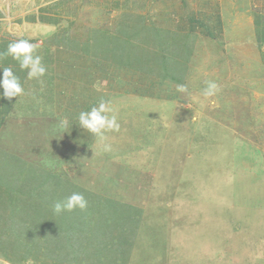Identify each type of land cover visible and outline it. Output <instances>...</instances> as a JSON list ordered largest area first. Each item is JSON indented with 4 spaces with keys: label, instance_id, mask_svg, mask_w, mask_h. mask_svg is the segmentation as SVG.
Instances as JSON below:
<instances>
[{
    "label": "rangeland",
    "instance_id": "374dc122",
    "mask_svg": "<svg viewBox=\"0 0 264 264\" xmlns=\"http://www.w3.org/2000/svg\"><path fill=\"white\" fill-rule=\"evenodd\" d=\"M148 2L0 0V40L6 34V38L22 36V28L37 33L39 28H49V32L58 28L46 38L52 46L64 49L71 43L63 42L65 36L75 39L74 35H86L79 44L85 47L92 42V57L101 62L117 61L125 57L126 51L132 53L130 34L119 28H162L147 19ZM162 33H156L159 43L171 42L172 48L166 50L172 51L171 60L179 61L185 55L179 44L192 42L191 38L180 32ZM12 36L10 39H14ZM6 49L0 45V52ZM160 49L164 54L163 47ZM229 56L225 50L219 55L221 60L230 58L228 66L221 61L211 67L221 69V77L215 80L220 91L214 97H204L202 105V98L191 97L193 101L189 103L183 99L173 105H157L155 115L136 113L131 107L126 115H120V131L107 135L122 141L134 137L131 144L111 143L112 151L104 152L98 143L84 155H72L71 148L74 161L59 165L53 161L50 168V159L65 152L59 135L63 134L62 127L54 125L51 130L37 127L36 135L46 136L45 146L37 145L43 146L45 152L34 151L30 145L31 149L23 150L22 156L27 155L31 161H20L22 167L12 152L13 161L5 166L8 160L1 153L0 264H164L169 256L173 264H187L210 253L213 264L229 261L230 246L235 244L232 237L243 228V222L237 221L240 207L255 202L264 205V171L260 175L253 169L264 163V155L258 150L264 141L257 137L261 131L264 136V125L254 126L255 120L264 122V71H259L252 60L237 65ZM0 61L11 65L27 87L22 96L28 101L22 110H17L22 121L40 100L34 94L39 92L45 97L41 86L50 88L49 61L43 60L47 70L41 78L43 84L28 79L27 71H22L11 56ZM246 101H252L247 107L253 111L248 118L253 125L248 129L252 138L248 150L242 141L232 138L233 131L243 137L244 125L238 123L244 115L238 111ZM16 104L19 109L20 100ZM0 108L9 109L4 105ZM17 111L9 114L7 124L16 121ZM51 113L45 116L55 119ZM228 113L235 115L236 122L231 124H237L230 131L228 123L223 122ZM133 114H137L136 118ZM176 115L179 122L173 125L171 119ZM220 121L225 125L221 126ZM28 144L25 141L21 148L26 149ZM249 163L252 173L244 170ZM7 173L9 178L5 177ZM73 192L85 196L88 208L57 215L53 205ZM188 250L200 256H182ZM211 259L206 257L202 264H209Z\"/></svg>",
    "mask_w": 264,
    "mask_h": 264
},
{
    "label": "crops",
    "instance_id": "0c3cea01",
    "mask_svg": "<svg viewBox=\"0 0 264 264\" xmlns=\"http://www.w3.org/2000/svg\"><path fill=\"white\" fill-rule=\"evenodd\" d=\"M147 1H149V6L146 9L147 19L151 18L156 26L162 28H143L142 31H140V28H136L137 30L134 28H119L123 33L130 34L128 45L132 49V53L126 51L125 57L117 61L114 59L106 61L104 59L101 62L99 59L92 57L91 53L94 51L91 50L92 42L85 47L79 44L85 41L86 35H74L75 39L70 38L71 43L67 46L68 40L67 42L63 41L66 43L64 49L52 46L46 38L53 35L58 28H52L51 32H49V28H39L38 33L33 30L32 32L31 28H22V36L14 37L11 35L14 39H10L11 36L8 39L6 34V37L0 40V45L3 44L7 47L9 43L15 40L33 37L31 42L39 44L36 54L41 56L42 63L43 60L49 61L48 75L51 73V78H49L50 88H46V84L40 88V91L45 89V97H42V93L39 92L34 94L36 97L39 96L41 101L39 100L38 103H35V106H31L30 114L24 116L22 121L18 118L17 110H22L23 103L28 101L27 97H14L11 101L0 99V106L4 105L9 108L7 111H2L0 108V147L5 146L3 149L0 148V154H3V159L8 160L5 166L12 160L10 152L19 157L16 160L14 157V160L17 161L20 167H22L20 161H31V158L27 155L22 156L23 150L31 149L30 145H33L34 151L40 150L44 154L45 148L37 145L42 144L45 146L46 136L41 135V137H38L36 135L38 132L37 127L42 130H51L54 125L62 127L63 134L59 135L61 140L63 138L62 144L65 149H61L65 152L62 154L61 152L57 153L59 157L55 160L50 159V163L47 165L50 168L53 161H56L57 165L65 161H74L69 151L71 148L72 155H80V153L84 155L87 151L92 152L97 147L98 141L79 127L78 114L80 111L90 110L101 99L111 101L116 110L115 114L118 122L122 121L119 116L126 115L130 107L132 108L131 111L136 113H153L155 115L157 105H173L176 101L183 99L187 101L186 103H189L193 101L191 97L195 99L202 98V105L205 97V84L207 85L210 80L215 81L217 76L221 77V69L216 68L214 70L211 67L215 63L218 66L221 61L224 64L226 63V66L229 65L230 58L225 57L223 60L219 58L224 50L225 54H230L229 57H233L231 60L236 62L234 64H242L243 62L240 61H244L243 64H245L252 60L256 63L259 71H264V0ZM85 29L87 30V28H84L83 31ZM157 31L166 34L185 33L187 38H191L192 42L183 41L179 44V47H182L185 53L179 61L171 60L172 51L166 49H169L168 47L172 48V43L169 41L170 43L167 42L165 45L162 43L161 45L157 39ZM139 33L140 37L138 36ZM78 37L79 39H77ZM170 38L169 36L168 39ZM203 46H206L205 50ZM161 47L165 50L164 54L160 52ZM160 56L163 57L162 60ZM205 63L208 64L204 65ZM2 67H11V65L2 64L0 61V68ZM2 75V69H0V78H2ZM179 84L185 85L187 91L179 92L177 90ZM22 85L25 91L27 87L24 80ZM38 88L39 85H37ZM2 92L3 89L0 87V93ZM50 96L53 99L52 103H50ZM17 100H20L19 109L16 104ZM251 102H244L243 109L240 108L238 111L244 115L238 123L244 125L243 137L236 135L235 131L232 134L233 140L237 138L242 141L244 149H247L248 145H252V138L248 134V129H251L253 125L250 124L248 118L253 111L248 110L247 107V104L249 105ZM15 111H17L15 114L16 121L7 124L9 114ZM50 112H53L51 114L55 119L45 116ZM133 115L136 118L137 114ZM223 117V122L228 123L227 128L229 131L231 128H235L237 124H231V121L236 122L233 113L231 115L228 113ZM171 120L173 125L179 122L177 121V115L174 120L173 118ZM173 121L175 122L173 123ZM223 122L220 121L221 126L225 125ZM255 125L256 127L257 125H264V122L255 120ZM259 127L261 128V126ZM257 137L264 141L262 131L259 132ZM133 138L127 137L125 141L120 138H109V142H122L123 145H126L133 143ZM12 139L15 140L16 145L12 143ZM25 141L30 144L26 146V149H23L21 147ZM258 150L264 155V143L261 144ZM261 165H264V163L261 162L259 168H253L259 171L260 175L264 171L260 170ZM245 166H249V168L245 169V167L244 170L252 173L251 163ZM41 168L38 166V169ZM5 175L9 178L10 174ZM262 197H264V193ZM262 205L255 202L240 207V215L237 221L243 222L242 233L235 232L232 237L235 242L230 246L232 258L219 264H264V205ZM261 223L262 225H259ZM238 233L241 234L238 235ZM241 240H243V243ZM194 251L191 253L186 252L182 256L186 258H188L187 255L190 257L200 256L196 255ZM202 256L200 259L193 258L187 264H202L206 257L212 258L208 263L213 264V253L202 254ZM169 259H166L167 261L164 264H173L172 260ZM216 259H220L219 255H216ZM182 260L181 258L180 262ZM174 262L178 261L175 260Z\"/></svg>",
    "mask_w": 264,
    "mask_h": 264
},
{
    "label": "clouds",
    "instance_id": "9594fccd",
    "mask_svg": "<svg viewBox=\"0 0 264 264\" xmlns=\"http://www.w3.org/2000/svg\"><path fill=\"white\" fill-rule=\"evenodd\" d=\"M33 37L27 39H18L8 44L6 51L0 52V60L7 56H11L13 60L18 62L19 68L27 70V78L35 79L43 84L42 77L46 74V67L42 63L41 56L37 55L38 43H32ZM2 78H0V87L3 92L0 93V99L18 98L24 95V88L20 78L14 73L12 67H2ZM179 92L187 91L183 84L177 85ZM220 91V87L216 81L210 80L204 89V96L207 98L214 97ZM115 109L111 101L101 99L99 103L90 110L80 111L78 114V125L85 132L96 138L101 145L102 151L111 152L112 144L109 142V132H119L120 124L115 114ZM88 208V201L80 192H73L64 200L56 202L53 210L57 215L68 211L79 209L85 211Z\"/></svg>",
    "mask_w": 264,
    "mask_h": 264
},
{
    "label": "trees",
    "instance_id": "16d2710c",
    "mask_svg": "<svg viewBox=\"0 0 264 264\" xmlns=\"http://www.w3.org/2000/svg\"><path fill=\"white\" fill-rule=\"evenodd\" d=\"M47 21H48L49 23H51V21L53 22V20H51V19H47ZM62 40H63V41H67V40H70V38H69V36H65Z\"/></svg>",
    "mask_w": 264,
    "mask_h": 264
}]
</instances>
